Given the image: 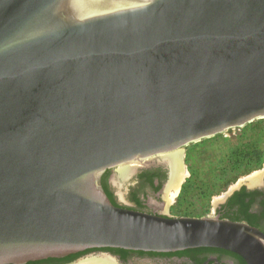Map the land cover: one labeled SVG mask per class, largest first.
<instances>
[{
    "label": "water",
    "instance_id": "1",
    "mask_svg": "<svg viewBox=\"0 0 264 264\" xmlns=\"http://www.w3.org/2000/svg\"><path fill=\"white\" fill-rule=\"evenodd\" d=\"M259 119L264 0H0V264L99 247L264 264L247 223L124 208L102 185L130 205L139 168Z\"/></svg>",
    "mask_w": 264,
    "mask_h": 264
},
{
    "label": "rangeland",
    "instance_id": "2",
    "mask_svg": "<svg viewBox=\"0 0 264 264\" xmlns=\"http://www.w3.org/2000/svg\"><path fill=\"white\" fill-rule=\"evenodd\" d=\"M179 151L182 158L177 187L167 184L161 197L166 214L170 217L215 215V199L264 169V119L189 144ZM133 177L120 189L130 205L136 202L133 200L136 195L129 193ZM112 189L113 193L117 191Z\"/></svg>",
    "mask_w": 264,
    "mask_h": 264
},
{
    "label": "flooded vegetation",
    "instance_id": "3",
    "mask_svg": "<svg viewBox=\"0 0 264 264\" xmlns=\"http://www.w3.org/2000/svg\"><path fill=\"white\" fill-rule=\"evenodd\" d=\"M261 169L260 171H262ZM110 173L102 177V185L110 200L118 206L161 215V197L169 182V169L155 160L139 168L130 184L129 193L135 194L134 205L120 204L109 181ZM255 179L257 176L255 175ZM243 186L215 211L221 219L244 222L264 234V174L256 182ZM148 189V190H147ZM153 198L152 201L150 200ZM91 258L106 264H247L237 253L214 247H196L175 251H143L114 247L89 248L58 258L28 261L23 264H80Z\"/></svg>",
    "mask_w": 264,
    "mask_h": 264
},
{
    "label": "bare ground",
    "instance_id": "4",
    "mask_svg": "<svg viewBox=\"0 0 264 264\" xmlns=\"http://www.w3.org/2000/svg\"><path fill=\"white\" fill-rule=\"evenodd\" d=\"M179 155H180V151L166 155V156H163L158 160L160 163L164 164L169 169L170 177H171L170 181L168 183L169 187L173 186L176 188L177 182L180 179V162L181 161H180ZM132 170H133V168L130 166L118 168L117 171H118L119 179L123 180V179L129 177L130 174L133 172ZM255 175L256 174L248 177V181L250 182L249 184H253L256 182L257 178L256 179L254 178ZM247 184H248V182H247ZM117 185H120V183H118ZM80 264H106V262L104 260L91 258L89 260H85V261L81 262Z\"/></svg>",
    "mask_w": 264,
    "mask_h": 264
},
{
    "label": "trees",
    "instance_id": "5",
    "mask_svg": "<svg viewBox=\"0 0 264 264\" xmlns=\"http://www.w3.org/2000/svg\"><path fill=\"white\" fill-rule=\"evenodd\" d=\"M106 174H107V173H105V174L103 175V178H105ZM108 197L110 198V195H108Z\"/></svg>",
    "mask_w": 264,
    "mask_h": 264
}]
</instances>
